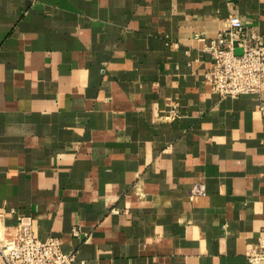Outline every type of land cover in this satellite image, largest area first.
<instances>
[{
	"label": "crops",
	"instance_id": "crops-1",
	"mask_svg": "<svg viewBox=\"0 0 264 264\" xmlns=\"http://www.w3.org/2000/svg\"><path fill=\"white\" fill-rule=\"evenodd\" d=\"M232 15L264 33V0H0L2 225L75 264H256L264 87L205 76Z\"/></svg>",
	"mask_w": 264,
	"mask_h": 264
},
{
	"label": "built area",
	"instance_id": "built-area-1",
	"mask_svg": "<svg viewBox=\"0 0 264 264\" xmlns=\"http://www.w3.org/2000/svg\"><path fill=\"white\" fill-rule=\"evenodd\" d=\"M229 20L230 28L205 48L212 59L206 79L219 96L260 94L264 87V33L243 31V21L237 15ZM234 40H238L241 54L236 53ZM261 108L264 110V104ZM3 215L0 212V264H75L76 256L63 250L58 237H38L33 216L22 215L15 225L3 226ZM78 234L74 230V235ZM246 256L251 262L264 264V229Z\"/></svg>",
	"mask_w": 264,
	"mask_h": 264
},
{
	"label": "water",
	"instance_id": "water-1",
	"mask_svg": "<svg viewBox=\"0 0 264 264\" xmlns=\"http://www.w3.org/2000/svg\"><path fill=\"white\" fill-rule=\"evenodd\" d=\"M233 43H234V47H235L236 53L237 54H241L242 53V48L239 46L238 40H234Z\"/></svg>",
	"mask_w": 264,
	"mask_h": 264
}]
</instances>
